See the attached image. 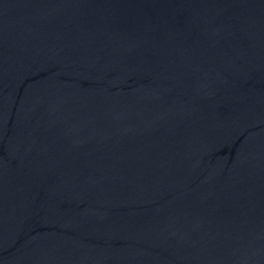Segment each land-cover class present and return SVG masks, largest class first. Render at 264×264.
Returning <instances> with one entry per match:
<instances>
[{"label":"water","instance_id":"obj_1","mask_svg":"<svg viewBox=\"0 0 264 264\" xmlns=\"http://www.w3.org/2000/svg\"><path fill=\"white\" fill-rule=\"evenodd\" d=\"M0 264H264V0H0Z\"/></svg>","mask_w":264,"mask_h":264}]
</instances>
